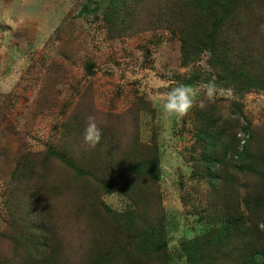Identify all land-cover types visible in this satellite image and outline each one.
<instances>
[{
    "label": "rangeland",
    "instance_id": "1",
    "mask_svg": "<svg viewBox=\"0 0 264 264\" xmlns=\"http://www.w3.org/2000/svg\"><path fill=\"white\" fill-rule=\"evenodd\" d=\"M98 1L0 0V264H21L20 255L28 248L21 237L32 232V222L22 220L37 197L47 208V225L59 230L58 241L52 243L58 248L57 264H89L104 253L108 264H161L142 255H124L130 245L111 218L136 208L135 203L121 192L105 193L95 186L89 187L87 198L79 193L67 182L73 183L62 160L68 156L66 149L92 152L101 161L110 146H128L136 137L146 144L157 140L159 181L151 197L160 203L157 214L153 206L148 217L162 221L164 264H187L185 242L228 222L225 201L218 198L221 191L210 189L194 169L201 162L195 142L199 104L218 103L231 118L230 129L245 139L252 134L251 151L264 154V89L238 90L219 79L206 50L196 61L181 65L178 27L188 21L177 22L173 32L160 25L111 36L104 4ZM160 1L170 6L177 0ZM149 2L143 17L158 0ZM252 6L244 35L252 52L258 50L264 58V26L259 25L264 23V2L256 0ZM210 82L216 85L211 101L200 87ZM178 83L198 88L195 106L181 119L166 117L161 108L166 93ZM234 102L241 104L236 116L231 113ZM88 114L103 120L95 148L82 139ZM245 125L248 133L242 130ZM23 164L24 172L14 176ZM258 174L224 179L223 190H238L242 202L260 182Z\"/></svg>",
    "mask_w": 264,
    "mask_h": 264
},
{
    "label": "trees",
    "instance_id": "2",
    "mask_svg": "<svg viewBox=\"0 0 264 264\" xmlns=\"http://www.w3.org/2000/svg\"><path fill=\"white\" fill-rule=\"evenodd\" d=\"M255 1L177 0L167 6L158 0L147 9L145 17L142 14L147 3H150L149 0H100L97 3L101 6L104 4L103 18L111 36L150 30L160 25L173 32L177 28L174 27L177 22L188 21L186 25L178 27L181 65L196 61L201 52L206 50L210 54L209 65L215 70L217 77L228 81L238 90L246 91L264 89V58L258 50L256 53L252 52L244 35L251 25V20H248L251 18L249 5L253 7ZM259 23L264 26V23ZM237 41L242 45H238ZM232 105L231 113L236 116L241 104L234 102ZM195 119V142L201 159L194 168L198 170L195 173L201 171L208 187L221 191L218 198L225 201L228 222L216 230L187 240L182 246L186 262L264 264V154L256 155L251 151L252 134H244L245 139L244 136L238 137V133L230 129L231 118L227 113L223 114L218 103L203 109L197 107ZM242 130L248 133L249 125L242 127ZM241 141L244 142L241 144ZM135 147L141 150L139 155L135 154ZM66 152L68 156L62 160L72 172L69 177L74 184L70 179L67 182L76 187L79 193L84 195L85 192L87 198L90 196L89 187L95 186L98 191L102 188L105 193L121 192L135 203L136 208L115 213L111 218L112 221L116 219V224L123 230L124 240L130 245L124 255H142L152 263L158 261L164 264L167 243L163 239L162 221L159 217H148L153 214V206L154 213L157 214L156 205L160 203L157 196L155 199L151 197L155 195L152 186L157 187L159 181L161 150L157 140L146 144L139 142L136 137L128 146L116 150L110 146L101 161L90 155L92 152L83 154L72 149H66ZM60 156L62 154L57 158ZM26 165L18 166L14 176L22 174ZM249 172L259 173L257 176L260 182L253 190L250 187L252 191H248L244 200L239 202V191L223 190L222 185L224 179H233L235 175ZM63 184L64 181L61 185ZM54 189L58 191L59 187ZM35 200L22 220V224L23 221L32 222L30 231L35 236L25 233L21 237L28 246L20 255L21 264H57L58 248L52 243L58 241L55 237L59 230H52L47 225V208L41 198L37 197ZM145 207H151V210L145 212ZM3 236L4 234H0V239ZM111 237L114 238L115 234ZM116 249L113 248L114 251ZM119 250L122 251L120 247ZM108 263L106 253L89 260V264Z\"/></svg>",
    "mask_w": 264,
    "mask_h": 264
},
{
    "label": "clouds",
    "instance_id": "3",
    "mask_svg": "<svg viewBox=\"0 0 264 264\" xmlns=\"http://www.w3.org/2000/svg\"><path fill=\"white\" fill-rule=\"evenodd\" d=\"M171 75V73H169ZM208 100H213L216 94V85L210 82L200 86ZM198 88L192 85L178 83L167 93L162 103V113L166 117L181 119L195 106ZM199 107L203 109L205 104L201 102ZM103 120L97 114H88L84 118L82 139L89 148H95L101 141Z\"/></svg>",
    "mask_w": 264,
    "mask_h": 264
}]
</instances>
